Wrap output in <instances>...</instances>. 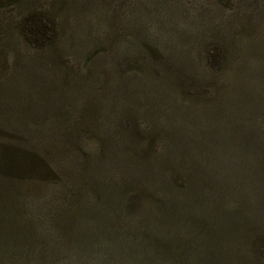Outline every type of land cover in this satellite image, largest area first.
<instances>
[{
	"label": "rangeland",
	"instance_id": "374dc122",
	"mask_svg": "<svg viewBox=\"0 0 264 264\" xmlns=\"http://www.w3.org/2000/svg\"><path fill=\"white\" fill-rule=\"evenodd\" d=\"M28 17L41 21L46 32H28L32 40L26 43L17 23ZM219 43L227 50V60L214 69L203 61V52ZM260 64L264 0H0V264H103L99 256L104 253L92 227L100 223L99 213L90 216L92 222L81 221L79 205L71 204L72 195L59 187L61 178L75 170L74 145L79 144L81 156L94 160L96 154L102 156L100 150L94 154L96 143L122 138L130 145H148L143 156L161 163L162 142L173 141L172 133L186 132L192 133L186 141L197 143L194 161L201 170L202 159L210 156L219 162L226 149L236 162L246 163L248 154L231 147L260 144L259 136L247 142L243 127L264 131V114H250L254 106L264 105V95L259 93L263 86L244 81L241 72ZM110 65L120 66L134 104L123 118L116 117L114 108H108L107 115L99 109L104 102L95 90L102 86L90 68ZM64 77L70 91L57 96V81ZM172 77L186 80L183 94L190 95L189 101L176 88L171 93ZM163 85L157 94L153 88ZM137 105L147 106L148 115L138 114ZM117 106L126 109L121 100ZM158 111L152 127L148 116ZM72 128L79 130L77 138L69 135ZM20 147L42 158L48 175L17 171L11 158ZM183 175L174 170L180 189ZM113 177L120 184L118 176ZM210 177L208 188L219 183L218 176ZM153 187L156 193L161 189L159 182ZM205 192L202 198L207 202ZM240 199L236 204L241 208L249 204L245 194ZM189 212L190 208L188 214L181 210L191 218ZM240 213L244 221L248 210ZM259 213L264 217L263 209ZM248 220L256 227L258 222ZM187 227L181 225L183 231ZM90 231L95 234L89 236ZM240 231L243 237L234 246L241 244L240 258L251 264L254 256L247 248L259 237ZM235 257L226 264H241Z\"/></svg>",
	"mask_w": 264,
	"mask_h": 264
},
{
	"label": "trees",
	"instance_id": "16d2710c",
	"mask_svg": "<svg viewBox=\"0 0 264 264\" xmlns=\"http://www.w3.org/2000/svg\"><path fill=\"white\" fill-rule=\"evenodd\" d=\"M39 23L41 21L35 17H28L17 23V27L25 33L26 43L32 40L28 32L38 36L46 32L44 25ZM222 60H227V50L220 43L207 47L203 52V61L214 69ZM159 64L155 60V65ZM99 67H91L93 70L90 72L97 76L96 81L102 86L101 90H95L104 102L102 107H99L100 112L107 115L109 113L107 109L114 108V111H117L116 117L123 118L128 115L126 111L132 110L134 104L128 86L122 83L120 66ZM241 75L244 81L248 78L262 85L259 93L264 95V64L245 68ZM172 79L174 80L171 82V93L173 88H176L180 97L189 101L190 95L183 94L187 86L186 80L178 81L174 77ZM66 82L67 77L58 79L57 96H63L70 91V86L67 89L65 87ZM57 87H60L59 91ZM163 87L164 85L153 89H157L159 94ZM244 87L237 89L245 90ZM107 95L111 97L109 102L105 100ZM120 100L126 107L122 111L117 106ZM159 103L161 106L160 100ZM140 111L143 115H148L150 110L147 106L137 105L136 112L141 114ZM256 112L259 117L264 114V105L254 106L250 114L254 117ZM76 116L78 117V113ZM158 116L159 111L155 116L151 114L148 116L151 126ZM239 117L240 115L238 120ZM243 128L245 131L243 136L247 142L252 137L259 136L260 144H257V147L253 144L243 145L244 148L235 145L231 149L247 153L248 161L236 162L226 149L221 153L222 160L218 162L207 156L209 154L207 151L204 156L207 157L202 159L204 165L202 170L194 161L197 143L186 141L192 133H172L175 135L173 141L162 142L159 150L163 159L161 163L149 161L143 156L150 150L148 145H130L122 138L105 145L96 143L93 147L94 154L100 150L102 156L96 154L94 160L81 156L77 150L79 144L74 145L72 157L76 159L75 170L72 175L60 179L59 187L62 192L72 195L69 196L71 204L79 205L81 221L86 218L88 222H92L90 216L100 214L97 215L100 217V223L92 226L96 234L90 231L89 236L93 234L97 236L98 244L104 253L103 258L99 256L103 264H226L233 255L241 264H247L240 258L242 253L238 252L237 246L241 244L234 246V242L237 243L243 237L240 231L242 228L244 236L256 233V237H259L254 240L252 247L247 248L248 253L251 252L254 256L251 264H264V237L259 236L260 232L264 233V217L259 213L260 208L264 210V131L252 132L253 130ZM70 134L74 138L80 135L77 128L70 129ZM134 134L132 138L137 137V133ZM203 150L205 152L204 148ZM198 153L203 157L201 149ZM12 154L11 164L17 171L22 170L29 175L40 176L45 173L48 175L41 163L42 158L32 150L20 147ZM66 157L69 158V155ZM174 170L186 174L182 176L185 178L182 189L174 183L176 180L173 176ZM209 173L218 176L216 179H219V183L212 184L211 188H208V181L212 180ZM92 175L99 179L93 181ZM113 176H118L120 184L114 182ZM157 182L161 185L158 193L153 187ZM206 190L209 193L207 202L202 198ZM241 194H245L249 202L243 208L240 207V203L236 204V200L238 202L242 200ZM229 199L231 201L228 206ZM189 208L191 218L186 216ZM182 209L186 214L182 215ZM245 209L248 213L243 221L240 211L243 212ZM107 210L108 222L105 217ZM247 219L258 222L256 227L249 225ZM118 220L121 222L116 224L115 221ZM182 224L188 225L184 231L181 228ZM92 240L90 238L89 242Z\"/></svg>",
	"mask_w": 264,
	"mask_h": 264
}]
</instances>
